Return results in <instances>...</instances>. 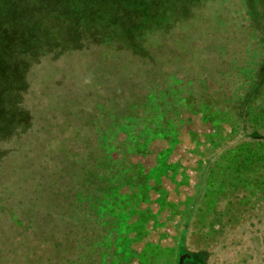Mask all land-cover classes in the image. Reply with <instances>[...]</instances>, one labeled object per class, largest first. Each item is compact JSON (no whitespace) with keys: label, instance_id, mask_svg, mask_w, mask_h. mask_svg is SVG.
Instances as JSON below:
<instances>
[{"label":"trees","instance_id":"obj_1","mask_svg":"<svg viewBox=\"0 0 264 264\" xmlns=\"http://www.w3.org/2000/svg\"><path fill=\"white\" fill-rule=\"evenodd\" d=\"M95 1L0 0V57L4 64L23 54L31 60V51L43 44L47 46L48 37L53 39L54 33V37L64 35L63 30L57 29L60 19L66 16L63 13L73 12L71 17L80 23L86 19L87 29H90L88 23L98 20L104 21L106 28L110 29L100 33L88 31L87 34V47L103 42L104 39L108 53L103 50L104 57H89V60L85 61L86 67L81 71V79L84 82L83 87L86 88V103L81 105L82 102L78 101L68 102L67 97L57 95L56 101L45 105L42 100L35 103L38 106L32 108V113L27 105L20 113L9 110L6 115L0 114V125L3 124L0 127H5L6 134L13 137L7 146L0 145L3 151L0 153V264H133V261L137 264H175L172 254L175 248H180L182 235H189L190 240L191 236L199 233V245L195 246L198 251L205 250L206 246L200 243H208L210 232L217 236L223 234L219 238L228 232L230 221L218 210L222 199H227L228 202L229 199H235L241 203L239 200L242 193L231 192L234 191V186L242 184L243 179H231L234 180L231 185L220 181V186L211 196L213 205L209 206L210 202H207L209 214H206L205 220L198 226L192 220L201 210L199 199L205 198L206 190L200 197L198 193L194 194L195 196H191L185 204V223L181 227V221L179 222L173 247H163L153 241H145L141 247L134 246V243L142 242L149 231L145 222L150 220L153 214L148 206L143 208L141 202L149 197L148 191L155 186L148 183L149 177H152L148 175L149 171L145 170L141 163L134 164L129 155L141 153L148 147V143L142 147L139 146L140 143L131 147L126 143L127 150H119L120 156L117 157L116 151L111 148L112 144L108 143L110 139L107 138L111 137L113 141L121 143L117 140L116 126L119 120L126 116L130 120L139 119L141 108L146 107L147 110L150 105H146V102L153 100L158 102L153 114H159V124L157 126L153 122L148 127L154 132L156 128L158 132L163 131L167 122H174L178 114L174 101H168L169 95L175 94L186 81L201 79V82L214 79L216 76L213 69H210L213 68L214 57L212 54L207 55L208 64L198 73L191 72L190 69L185 72L184 65L169 68V59L165 56L164 49L155 42L145 43L143 39L144 43L138 42L136 50L132 52L133 56L124 58L121 67H118L121 51L129 43V38L127 36V40L123 39L119 43L113 37L118 33L114 9L111 6L113 0H106L97 8L92 7ZM177 1L171 0V3H176L177 11H183L186 0ZM238 1L228 4L237 6V12H233L238 19L233 25L230 24V31L239 38V48H230L225 39L221 54L227 57L226 64L221 62L222 60L219 61V57L217 59L221 66L224 65L230 72L232 82L228 81V72L223 73V76H226V84L218 90L217 95H221V101L216 104L211 102L214 101V95L198 91L201 112L204 115L214 114L219 121L225 120L231 126L229 134L225 138H219L220 143L216 147L221 149L215 155V160H211L209 167L204 169L203 181L201 180L203 189H211L214 174L211 169L216 166V162L218 165L221 164L220 161L228 159V164L225 165L227 171L234 173L244 171L246 165L259 167L257 159L260 162L264 159V0ZM119 2L123 3L122 0ZM161 2L159 1V4ZM114 4L118 6L117 3ZM219 15L216 14V19L220 18ZM177 17L182 19L181 16ZM222 21L227 22L225 19ZM219 23L221 27V20ZM159 25H153L151 29L159 28ZM79 49L76 46L73 53H77ZM83 53L87 54L85 51ZM27 64L29 65L30 61ZM103 80L105 86L97 88L95 82L102 83ZM203 86L204 84L202 88ZM122 92L124 93L117 97ZM207 98L210 106L206 104ZM67 107H72L68 111L73 113V119L76 118V121H80L82 113L90 110L96 112L101 108L98 115L100 120L96 117L90 120L92 114L87 113V123H90L83 131L80 125L72 129L71 122L73 136L78 134L76 138H81L79 135L84 132L85 149L74 147L73 151L68 150L69 158L65 162L70 164V170H62L63 173L58 176L54 171L59 164H55L47 171L46 179L49 180L47 185L42 187L41 179L45 175L46 165L38 158L39 155L36 157L33 153L25 134H37L39 141L34 139L33 142L34 145L36 142L40 145L41 135L46 133L47 124L44 121L38 124L37 119H43V115L46 116L50 112L57 116L60 110ZM109 112L112 113L107 117ZM47 139L54 137L48 136ZM139 141L141 140L136 139V142ZM51 153L48 156H54L46 160L48 163L58 156V151ZM18 163L21 164L20 167L17 166ZM159 163V173H163L164 166L168 164L165 161ZM199 163L200 169L205 167L203 163ZM223 166L222 164L217 168ZM137 173L142 176L137 177ZM247 175V180L256 176L260 177V180L264 179V171L254 170ZM202 183L197 191L201 190ZM40 188L44 190L40 191ZM135 188L137 191H134ZM166 202L163 192L159 202L161 209ZM143 215H146V218L141 221ZM215 215L219 216L217 231L213 230L217 224V221H214ZM258 230V227H255V231L251 229L250 235L245 237L240 236L243 233L238 234L234 246L230 247L224 243L222 246L226 248V252L221 257H225L222 263L256 264L251 256L252 252L264 250V237ZM190 242L188 241L190 247L194 246L193 241L192 245ZM195 246L191 247L192 253L189 254L192 257L199 255L197 250L192 249ZM228 256H234L236 260L229 259Z\"/></svg>","mask_w":264,"mask_h":264},{"label":"rangeland","instance_id":"obj_2","mask_svg":"<svg viewBox=\"0 0 264 264\" xmlns=\"http://www.w3.org/2000/svg\"><path fill=\"white\" fill-rule=\"evenodd\" d=\"M104 1L106 0H96L92 7L97 8ZM119 1L121 0L111 1V6L114 9V19L118 25V33L113 37L120 43L123 39L127 40L128 36L129 43L121 51L118 67H121L124 58L130 55L133 56L132 52L136 50L138 42L144 43L143 39H145V43L155 42L156 45L164 49L165 56L169 59L167 64L169 68L184 65L183 69H185V72H187V69H190L194 73L203 71L204 65L208 64L209 61V58H206L207 55L212 54L214 64L212 61L213 68L210 69H213L214 76H216L214 79L210 78L201 82L199 81L201 79L186 81L180 86L179 90L175 91V94L169 95L168 101L169 103L174 101L173 103L177 107L178 114L174 122L173 120L167 122V127L163 131L158 132L159 130L156 128L154 132L151 127H148L153 122L157 126L159 124V114H153L156 111L158 102L153 100V102H146V105H150V108L147 110L145 109L146 107L141 108V115L138 116L139 119L130 120L126 116L119 120L116 126L117 140L121 141V143H118L116 140L113 141L111 137L107 138L110 139L108 143L109 145L112 144L111 148L114 149V152L116 151L117 157L120 156V152L127 150L125 147L126 143L129 147L139 143V146L142 147L148 143V147L146 146L145 150L143 149L144 151L141 153L129 155V159L134 164L140 165L141 163L144 169L149 171L148 175L152 177H149L148 183L151 186H155L148 191L149 197L141 202L142 207L148 206L153 214L150 220L145 222L149 231L145 234L142 242L134 243V246L141 247L145 241H153L163 247H173L179 222L181 221V227L185 223L183 209L190 197L195 196L194 194L196 193L200 197L206 190L205 195L206 193L207 195H204L205 198L199 199L201 210L194 215L192 220L198 226L205 220L206 214L209 212L207 202H210L209 206L213 205V198L211 196L217 191L221 183L220 181H225L231 185L234 181L231 179L241 177L243 179L242 184L234 186V191L231 192L242 193V198L239 200L241 203L236 202L235 199H229V202L227 199H222L221 203H219L220 208L218 210L230 221L226 235L219 238L223 234L217 236L210 232L211 234H208L210 235L208 236L210 237L208 243L204 241L200 243L206 246L205 250L200 247L202 251H198V248L195 246L199 245V233L193 235V237L191 236L190 240L188 239L189 235H182L181 239L183 240L180 239V248H175L172 254L175 264H223L222 261L225 257H221L226 252V248L222 246L224 243H227L230 247L234 246L236 240H238V234L243 233L240 235L241 237L250 235L251 229L255 231V227H258V231L264 237V179L260 180V177L256 176L252 180H247L248 173H252L254 170L259 172L264 171V168H262L264 166V159L261 162L257 159V162L262 163L260 165L259 163L257 164L259 167L246 165V169H243L244 171L234 173L227 171L228 169L225 165L228 164V159L220 161L221 164L218 165V162H216V166L211 169L212 173H214L212 175L211 189H203L202 183L204 169L209 167L208 165L211 160H215V155L221 149V147H216L220 143L219 138H225L229 134L231 126L225 120L219 121L214 114L205 113L204 115L199 109L201 101L198 98V93L202 90L203 94L214 95V101L211 102L215 104L221 101L219 97L221 95H217V92L222 85L226 84V80H224L226 76H223V73L228 72V70L224 68V65L221 66V63L217 59L219 57V61L222 60L221 62L223 63L227 61V57L221 54L222 43H224L225 39L229 43L230 48H239V38L230 31L232 29L230 24L233 25L238 19L236 13L233 12V10L236 11L237 6L234 7L228 4V2L234 4L235 1L237 3L239 1L186 0V7L183 8V11H177L176 3L172 4L171 0H122L123 3ZM159 1H162L161 4H159ZM184 1L178 0L177 2ZM114 3H117L118 6ZM63 14L66 16L60 19L57 29L63 30L64 35L54 37L56 34L54 33L53 39L48 37L49 44L47 46L43 44L40 48L31 51V60L26 54H23L15 56L11 61L4 64L0 57V114L6 115L9 110H16L18 111L17 113H20L27 105L32 113L34 112L32 108L38 106L35 103L42 100L45 102V105L51 101H56L57 95L67 97L68 102L78 101L82 102L81 105L86 103L84 102L86 101V88L83 87L84 82L81 79V71L86 67L89 57H104L103 50L106 54L108 53V47L104 39L103 42L90 44L87 47V34L89 32L100 33L110 29L106 28V23L100 20L88 23V28L90 29H87L86 22L88 21L86 19L80 23L71 17L73 12ZM216 14H220L219 19H216ZM177 15L181 16L182 19L178 18ZM222 19L227 20V22L222 21ZM219 20H221V27ZM158 23L160 24V29L156 28L152 30L151 26ZM76 46L80 49L77 50V53H73L76 51L74 50ZM84 51L87 54H84ZM28 61H30L29 65L27 64ZM229 69L231 70V68ZM226 75H229L228 81L232 82L230 72L226 73ZM95 84L99 88L100 86L104 87L106 83L103 80L102 83L96 81ZM202 84H204L203 88ZM128 86L134 87L132 85ZM127 89L128 87H126L125 92H127ZM41 91L43 92L41 93ZM93 92L95 93V91ZM102 92H105V90H102ZM123 93L118 94L117 97ZM208 99L205 100L207 101ZM140 103L146 106L142 102ZM206 104L209 105L208 101ZM71 108L67 107V109L60 110L57 116H54L55 114L50 112L46 116L43 115V119H37L38 124L42 121L47 124L45 127L46 133L41 135L42 140L40 145L38 142L34 145L33 142L34 139L39 141L37 134H25V137L28 138V145L33 150V153L36 157L39 155L38 158L46 165L45 175L41 179L43 183L42 187L47 185V181L49 180L46 179L47 171L55 164H59L54 171L58 176L63 173L62 170H70V164L65 162L69 158L68 150L71 152L74 147L85 149L83 141L84 132L79 135L81 138H76L78 134L73 136L71 122L72 129H75L76 125H80L83 131L90 123V121L87 123V113L91 112L92 114L90 120L94 119V117L100 120V116L98 115L101 113L99 111L101 108L96 112L90 110L82 113L80 121H76V118L73 119V113L68 111ZM111 113H107L106 116L110 117ZM65 121L67 123H64ZM47 133H49L48 136L50 138L53 136L54 139H47ZM136 139H140L141 141L136 142ZM12 140L13 137L6 134V128L0 127V145L7 146ZM46 142L48 143L44 144ZM78 144H82L83 146H79ZM119 150L120 152L118 153ZM51 151L53 153L54 151H58V156L56 155L57 159L52 158L48 163L46 160L54 156H48L52 154ZM1 152L3 151L0 148ZM159 161H165L168 164V166H164L163 173H159L161 172ZM199 162L203 163L205 167L200 169ZM222 164L224 165L223 167L217 168ZM20 165L18 163L17 166L20 167ZM136 175L137 177L142 176L138 173ZM200 183H202V188L197 191ZM39 190L42 191L44 189L40 188ZM134 191H137V188ZM163 192L167 202L161 209L159 202ZM224 195L227 196L225 193ZM145 218L146 215L141 216V221L145 220ZM214 221H217V224L216 226L214 225L213 230L217 231L219 228L218 215H215ZM188 241H193L192 243L195 248L192 249L194 251L197 250L199 255L195 257L189 255L192 253L191 247L194 246L190 247ZM251 256L256 261V264H264V250L254 251ZM228 258L236 260L234 256H228ZM133 264L137 263L133 261Z\"/></svg>","mask_w":264,"mask_h":264}]
</instances>
